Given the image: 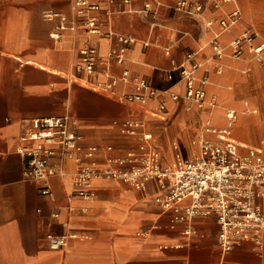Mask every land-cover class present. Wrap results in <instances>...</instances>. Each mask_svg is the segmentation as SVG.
<instances>
[{
	"label": "crops",
	"instance_id": "obj_1",
	"mask_svg": "<svg viewBox=\"0 0 264 264\" xmlns=\"http://www.w3.org/2000/svg\"><path fill=\"white\" fill-rule=\"evenodd\" d=\"M72 1L48 8L72 19ZM90 1L98 9L87 15L95 18L99 32L87 34L77 24L64 30L59 39L50 37L56 23L31 15L27 0L3 2L0 9V264H264V233L260 248L244 242L222 253L216 244L217 225L212 216L194 221L193 236L184 235L181 225L170 228L169 214L154 202L160 194L154 182L137 190L100 177L92 181V200L71 198L78 164L70 158L56 161L58 173L49 179L52 198L39 194L40 182L24 178L23 160L17 152L19 137L30 120L50 116L69 115L76 120L82 148H97L93 161L98 168L106 166L108 157H122L141 143L138 136L121 132L120 123L126 118L144 122L142 131L151 134L150 143L159 150L164 166L171 164L175 152L190 158L194 150L187 138L198 131L202 115L186 111L182 101L167 97L170 92L182 94L183 86L167 81L166 73L173 63H181L187 52L206 45L210 34L204 21L240 7L233 0L219 10L205 9L200 18H194L176 11L175 0H130L128 4L122 0ZM145 4L151 6L149 14L142 12ZM249 26L242 16V22L222 35L220 43L227 45ZM109 31L135 40L124 51L120 64L109 57L121 48L117 37L106 35ZM84 46L95 50V71L68 78L79 64V51ZM210 55L205 46L196 59L205 63ZM250 56L246 52L243 60L223 58L219 75L205 63L207 94L228 102L222 88L226 91L232 85L226 86L224 81L237 68L250 66ZM122 71L128 72L129 82H118L112 92L102 89L106 75L118 77ZM244 71L246 75L249 69ZM133 77L147 80L156 96L145 104L119 101V94L134 90ZM163 97L165 109L159 110ZM227 107L237 111L234 106ZM213 122L224 124L222 107L214 112ZM236 123L237 119L231 139L240 146V153L264 146V142L248 146L236 141L238 127L247 128L243 121ZM260 203L264 206V197ZM52 212L57 213L55 218L50 216ZM49 232L68 237L66 247L50 250L45 240Z\"/></svg>",
	"mask_w": 264,
	"mask_h": 264
},
{
	"label": "built area",
	"instance_id": "obj_2",
	"mask_svg": "<svg viewBox=\"0 0 264 264\" xmlns=\"http://www.w3.org/2000/svg\"><path fill=\"white\" fill-rule=\"evenodd\" d=\"M108 1L112 3L114 0ZM122 1L124 4L130 2ZM231 1L233 0H175L174 9L200 18L205 9L219 10L224 3ZM72 9V19L52 8L42 11L43 20L56 23L55 30L50 34L52 39H59L64 30L73 29L77 24L87 34L99 32L95 18L87 15L98 9L96 3L90 0H73ZM142 12H152L150 4H145ZM241 22L242 13L237 6L220 18L203 22L205 30L210 34L205 46L211 51L205 63L208 62L218 75L223 71L221 60L225 57L243 60L247 52L255 63L263 61L264 41L251 26L244 28L227 45L220 43L221 36ZM106 35L117 37L121 43L119 50H113L109 54L110 58L120 64L124 51L135 40L110 31ZM143 45L146 46L147 43ZM205 46L187 52L183 61L173 63L172 70L166 73L167 81L173 84L180 82L183 86L182 94L170 92L167 97L174 102L182 101L186 111L195 110L202 115L198 131L189 142L194 150L190 158H184L179 152H175L171 164L164 166L159 150L150 143L151 134L142 131L144 122L126 118L120 123L121 132L128 136H138L141 143L136 150L126 152L122 157H108L106 166L98 168L93 161L97 148H82L76 120L69 115L50 116L30 120L29 127L19 137L21 144L17 152L23 160L24 178L40 182L39 194L52 198L49 179L58 173L56 161L70 158L78 164L73 176L71 198L92 200V181L100 177L118 180L137 190H143L148 182H154L160 192L154 197V202L169 214L170 228L181 225L184 235L193 236L196 235L194 221L212 216L217 225L216 244L222 253H228L244 242L260 248L264 233V206L260 203L264 197V146L247 148L245 153L239 152L240 146L231 139L237 119V111L233 108L223 110L222 126L213 122L214 111L220 107L219 100L216 95L207 94L208 70L203 69L205 63L196 59ZM168 52L166 49L165 54L168 55ZM79 56L80 62L71 74L73 78L82 73L91 75L95 71L97 59L93 47L84 46L79 51ZM201 69L203 72L199 74ZM246 72L243 71L244 74ZM106 76L107 81L102 89L109 92H112L118 82H129L127 71H122L118 77ZM132 83L134 90L119 94V101L145 104L157 94L143 78L133 77ZM244 106V112L257 113V109L251 108L247 101ZM158 109H165L164 97L158 103ZM107 150L110 151L111 148L108 147ZM50 216L55 218L57 213L52 212ZM45 240L50 250H62L67 245L68 237L49 232L46 233Z\"/></svg>",
	"mask_w": 264,
	"mask_h": 264
},
{
	"label": "rangeland",
	"instance_id": "obj_3",
	"mask_svg": "<svg viewBox=\"0 0 264 264\" xmlns=\"http://www.w3.org/2000/svg\"><path fill=\"white\" fill-rule=\"evenodd\" d=\"M9 1L12 0H0V9L3 8V2L7 3ZM13 1L22 2L26 0ZM27 1L29 2L31 15L39 14L42 17L43 10L48 9L50 6L63 7L70 0ZM236 2L240 6L239 8L245 21L258 32L259 37L264 41V0H236ZM249 61L252 62L250 66L237 68L231 72L232 74L227 76L224 85H232V88L230 89L231 91H227L228 89L225 91V87L222 88V91L226 93L228 102L223 103L222 99L219 98L221 101L219 105L223 110L229 105L234 106L237 109V123L239 124V122L243 121L247 125V128L238 127L240 132H234L236 141L244 142L248 146H257L264 142V56L260 64L255 63L251 59ZM246 68L249 69V72L245 75L243 71ZM67 77L73 79L71 74ZM243 101L251 103L257 109V113L251 115L244 112ZM193 136L189 135L187 138L188 142Z\"/></svg>",
	"mask_w": 264,
	"mask_h": 264
},
{
	"label": "bare ground",
	"instance_id": "obj_4",
	"mask_svg": "<svg viewBox=\"0 0 264 264\" xmlns=\"http://www.w3.org/2000/svg\"><path fill=\"white\" fill-rule=\"evenodd\" d=\"M215 111H216V110H215ZM215 111H214V112H215ZM238 143H239V142H238ZM239 144H242V143H239ZM244 145H245V144H244ZM245 146H246V145H245Z\"/></svg>",
	"mask_w": 264,
	"mask_h": 264
}]
</instances>
